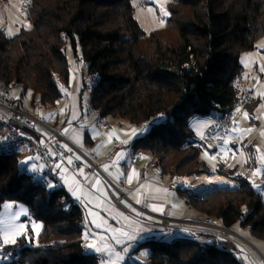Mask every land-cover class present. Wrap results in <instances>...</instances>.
Here are the masks:
<instances>
[{"label": "trees", "instance_id": "obj_1", "mask_svg": "<svg viewBox=\"0 0 264 264\" xmlns=\"http://www.w3.org/2000/svg\"><path fill=\"white\" fill-rule=\"evenodd\" d=\"M168 7L166 25L148 33L133 0H33L30 27L10 35L0 23V79L17 85L27 107L56 110L65 91L55 74L72 86L77 75L68 50L76 61L82 56L87 64L79 73L81 97L88 78L100 74L89 106L136 126L161 116L136 139L133 151L146 149L166 182L174 175L213 172L236 181V188L212 191L204 199L188 192L187 204L264 241L261 188L236 166L214 169L204 150L187 140L195 135V119L232 109L233 79L245 71L241 56L264 38V0H172ZM257 103L247 108L253 111ZM20 156L21 151H9L0 157V210L8 200L25 202L44 226L37 242L27 235L17 240L19 260L0 264H99L85 250L82 205L63 185L47 195L34 174L21 168ZM189 237L152 238L135 252L149 248L151 264H245L225 237L212 231Z\"/></svg>", "mask_w": 264, "mask_h": 264}, {"label": "crops", "instance_id": "obj_2", "mask_svg": "<svg viewBox=\"0 0 264 264\" xmlns=\"http://www.w3.org/2000/svg\"><path fill=\"white\" fill-rule=\"evenodd\" d=\"M8 4L5 5L4 9L7 16H9L12 8ZM244 54L247 56L246 64L243 62ZM263 56L264 50H260L259 46L241 56L245 71L253 70V73L250 74L253 79L250 75H246L245 71L242 76L243 78L249 77L247 80L249 85L251 81L256 85L255 88L249 86L255 90L256 100L260 99L258 90L263 79L261 80L259 77L264 74V64L256 61L250 66V63L254 62L257 57L261 61ZM254 72L257 73L254 74ZM62 100L68 102L69 106H65L63 104L65 101ZM245 109L247 108L242 110ZM43 114L49 120L58 117L56 120H62L64 126H71L68 131H64V126H61L62 123L60 125L71 141L83 149V152L75 151L66 159L64 171L68 174V180L63 186L71 198L78 201L83 207L85 247L90 254L104 257L99 259V264H124L126 260H130V264L132 261H135L136 264L149 262L148 259H145V255L137 259L133 255V251L136 250L133 247L142 243L134 242L135 240L132 239L134 231L131 223L133 222L138 225L145 223L148 229L167 231L165 235L169 239L175 238L181 233L192 235L212 231L211 228H202L190 222V219L200 213L187 204L185 192L182 194L180 190L169 189L163 185L166 181L164 178L163 180L158 178V172L153 168L150 157L144 158L132 167L130 166L131 152L126 151L125 147L130 142H136V139L145 133H141L142 129L146 128L145 126L131 125L124 121L123 125L113 124L109 130H104L97 123H93V119L85 122L82 107L79 108L76 105L73 95L70 100L62 98L61 106L58 109H44ZM207 123L208 117L195 119L193 123L195 135H200ZM89 124L92 125L89 126ZM261 136L264 138V130ZM226 141L217 147L204 149V156L209 159L210 164H213L210 155L213 152L223 151L222 148L225 147ZM249 148L255 156L252 162L258 166L256 171L264 169V146L252 145ZM69 149L71 150V147ZM91 154L97 156L96 163L101 171L89 170L93 163L90 160ZM76 158H80L83 162L79 168L75 165ZM127 165L130 167L127 183L131 191L125 197H121L122 192H127L126 189L119 186L123 176V168ZM16 223L0 225V233L4 238L7 236V244L9 245H17L16 242L20 237L15 230ZM241 231L246 232L244 229ZM13 240L15 242H12Z\"/></svg>", "mask_w": 264, "mask_h": 264}, {"label": "built area", "instance_id": "obj_3", "mask_svg": "<svg viewBox=\"0 0 264 264\" xmlns=\"http://www.w3.org/2000/svg\"><path fill=\"white\" fill-rule=\"evenodd\" d=\"M141 5H147L150 0H139ZM12 4L16 11L26 19L32 16L33 0H0V18L5 20L4 13L5 5ZM9 26H5L7 32ZM8 33V32H7ZM80 69L87 64L85 59L80 56L78 59ZM59 86L65 91L64 98L70 100L72 98V86L65 84L59 80V75L55 74ZM100 81V74L94 73L91 75L86 83V91L93 94L96 86ZM233 86L236 91V100L231 110L225 114L213 113L208 116V123L200 135H194L187 140L192 145L207 149L209 147H217L229 138L231 131L235 126V115L240 110L247 108L256 100V92L251 89L245 82L243 76L238 74L233 79ZM18 87L15 83H7L0 79V157L9 151H22L28 150V157L30 162L34 163L36 170L34 173V181L44 187L47 195H50L55 185H64L68 180V174L64 171V165L69 155H73L75 151L83 152V149L74 144L70 137L65 134L62 127L52 123L49 118L43 114L44 107L39 105L36 108H29L25 105L23 100L16 95ZM60 100L55 102V108L60 106ZM218 110L223 107L220 103H215ZM85 122L89 119L95 120L97 125L104 130H109L113 124L123 125V120L117 121L110 116L103 115L98 109L88 106L86 113L84 112ZM160 115L152 118L150 121H145L141 126L148 127L152 123L158 121ZM54 124V125H53ZM23 129L32 131L33 135L24 132ZM135 141L128 143L125 147L126 151L131 152L130 166H134L141 162L144 158L149 157V152L146 149H138L133 151ZM71 147V150L69 149ZM90 160L93 162L89 167L90 171H101L99 165L96 163L97 156L90 155ZM77 168L83 165L80 158L75 159ZM158 172V178L163 180V175L160 167L152 165ZM129 165L123 168V176L120 179L119 186L126 189L127 192H122L121 197H125L131 191L127 183ZM256 179L261 186V194L264 195V169L256 173ZM195 175L181 176L174 175L171 179L164 183L169 189L186 191L190 190L189 185L193 181ZM158 180V181H160ZM161 182V181H160ZM236 182V181H235ZM163 183V182H162ZM238 185L235 184L234 188ZM193 190V189H192ZM195 191V190H194ZM196 192V191H195ZM192 193V192H191ZM243 208H246L244 205ZM194 218V219H193ZM192 218L194 223H204L212 225L216 229L228 230L226 227L220 226L217 219L214 217H200L195 216ZM85 224V220H83ZM212 231L216 233V230ZM4 236L0 233V261L11 262L20 259L22 254V247L17 245H8L3 243ZM86 252L88 249L85 248ZM102 259L103 256H96ZM124 264H130V260H126Z\"/></svg>", "mask_w": 264, "mask_h": 264}, {"label": "rangeland", "instance_id": "obj_4", "mask_svg": "<svg viewBox=\"0 0 264 264\" xmlns=\"http://www.w3.org/2000/svg\"><path fill=\"white\" fill-rule=\"evenodd\" d=\"M172 0H150V2L147 5H141L139 0H133V4L135 6V16L139 20L141 26L150 33L151 31L155 29L162 28L166 25L167 18L170 15V10L168 7V4ZM8 6H12L9 16L6 15V19L3 20L0 18V23L5 29V26H9L7 32L10 35L16 34L20 31L22 27H30L31 23L29 19H26L25 17L21 16L15 9V7L12 4H8ZM257 46H259L260 50H264V38L259 40ZM68 55L70 59V65L72 70L76 73L77 77L74 79L73 85H72V93L73 96H75L76 105H78L79 108L82 106V110L86 113V110L88 108V104L90 102V97L92 96L91 93L88 91L83 92V96H80V93L82 91L83 87V78L79 74L80 72V65L78 61L75 60L73 57L72 51L68 50ZM246 54L243 55V62L246 64ZM256 61L264 64V56L263 59L256 58L254 62L250 63V66L253 65ZM84 70V69H83ZM82 70V71H83ZM250 70V69H249ZM245 71L246 75H250L253 73L252 71ZM261 72V70H260ZM257 72H254L256 74ZM263 73V72H261ZM58 74V73H56ZM253 79V76L250 75ZM255 77V75H254ZM245 78V77H244ZM258 78V77H257ZM249 79L248 76L245 78V82L248 86L251 85V87L255 88V84L251 81L250 85L248 84L247 80ZM259 79H263V82L260 83L261 86L259 88L258 94L260 95V99H258L257 107L254 109V111H251L250 109L240 110L235 115V126L233 130L231 131L229 140L226 141L225 147L222 148L223 151L213 152L210 155V159L213 161V166L217 165H224L225 167H238L237 173L243 174L248 176L251 181L253 182V185L255 189H260L261 186L258 183V178L256 179V173H259L263 170V168L260 170L258 169L256 171L257 165L253 164V156L251 149L249 146H264V138L261 136L263 134L264 130V74L260 75ZM16 95H19L20 90L14 92ZM78 100V101H77ZM81 100V102H80ZM65 101V100H62ZM27 104V103H26ZM65 106H69L68 102L63 103ZM28 105V104H27ZM81 105V106H80ZM60 106H61V100H60ZM59 106V107H60ZM58 117H55L54 120H50L55 125H61L62 120L57 121ZM119 119H115L113 121H117ZM124 122V120H123ZM159 121H156L155 123L149 125L148 127L142 129V132H148L151 131L154 124H157ZM93 123L96 124L95 120ZM53 124V125H54ZM93 124V125H95ZM92 124H89L91 126ZM61 126H64V123H62ZM87 126V125H86ZM71 126H64V131H68V128ZM140 131V130H139ZM97 150V148H96ZM256 155V154H255ZM146 161L144 162V164ZM20 166L21 168L28 172L29 174H34L36 167L34 163L30 162L28 157V150L24 149L21 151L20 156ZM217 166L214 167V169L217 168ZM207 174V173H204ZM211 174V173H209ZM196 177H193L192 183L189 185V189L186 191H182L185 193L192 192V193H200V195L203 196L204 199L209 194H211L212 191L216 190H227V189H234V186L230 188H219V187H211L206 188L203 190L197 189V183L198 178L201 175L193 174ZM184 176V175H181ZM189 176V175H185ZM193 189V190H192ZM196 192H195V191ZM181 191V190H180ZM10 205V206H6ZM197 216L200 217H210L205 214H198ZM215 218V216H212ZM194 219V218H193ZM216 219V218H215ZM18 221V223H16ZM15 222V230L19 233L20 237L23 235H27L30 239H33V242H37L39 239V235L43 229V223L41 221H38L31 208L22 201H12L8 200L4 203L0 210V225L3 223H12ZM190 222L192 224L194 223L192 219H190ZM219 222V221H218ZM220 224V222H219ZM134 234L132 239L135 240L134 242H146L149 239H164V235L167 231L164 230H155V229H148L147 225L143 223L142 225H138L136 222L131 223ZM195 225L199 227H207L211 228L212 231H215V227L212 225L204 224V223H195ZM23 226V227H21ZM220 226H223L220 224ZM228 230H220L216 229V235L220 237H225L229 241H231L236 248L237 255H239L246 264H263L264 263V241L261 239H258L257 237L253 236L248 228H242L240 226H235L232 228H227ZM244 229L246 232L241 231ZM31 231V233H30ZM190 235L188 234H178L175 238L178 239H189ZM19 237V238H20ZM172 239V238H171ZM170 239V240H171ZM140 245V243H139ZM139 245H136L137 248ZM21 247V246H20ZM133 250V249H132ZM149 248H142L140 251H133V255H135V258H141L146 257L145 259H148L149 262L147 264H151V260L149 259ZM132 264H136L135 261H132Z\"/></svg>", "mask_w": 264, "mask_h": 264}, {"label": "bare ground", "instance_id": "obj_5", "mask_svg": "<svg viewBox=\"0 0 264 264\" xmlns=\"http://www.w3.org/2000/svg\"><path fill=\"white\" fill-rule=\"evenodd\" d=\"M198 179H199L197 183L198 190H203L215 186L222 189L230 188L232 186H235L236 184V182L233 179L216 172H213L211 174H203Z\"/></svg>", "mask_w": 264, "mask_h": 264}, {"label": "snow or ice", "instance_id": "obj_6", "mask_svg": "<svg viewBox=\"0 0 264 264\" xmlns=\"http://www.w3.org/2000/svg\"><path fill=\"white\" fill-rule=\"evenodd\" d=\"M29 159H31V158H29ZM6 206H10V205H6ZM21 227H23V226H21ZM2 242L3 243H7L8 242L7 236H5V238H4V240ZM12 242H15V241L13 240ZM118 243H119V241H118ZM97 250H99V249H97Z\"/></svg>", "mask_w": 264, "mask_h": 264}]
</instances>
